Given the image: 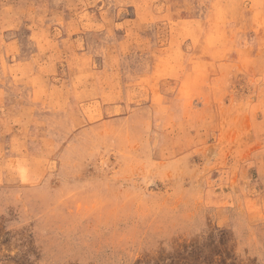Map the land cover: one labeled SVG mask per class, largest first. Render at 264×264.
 <instances>
[{
	"label": "rangeland",
	"instance_id": "374dc122",
	"mask_svg": "<svg viewBox=\"0 0 264 264\" xmlns=\"http://www.w3.org/2000/svg\"><path fill=\"white\" fill-rule=\"evenodd\" d=\"M0 264H264V0H0Z\"/></svg>",
	"mask_w": 264,
	"mask_h": 264
}]
</instances>
